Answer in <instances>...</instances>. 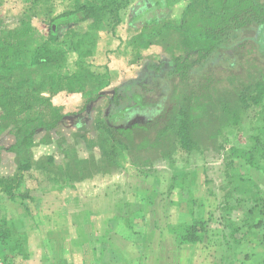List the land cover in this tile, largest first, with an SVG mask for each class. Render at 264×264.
Listing matches in <instances>:
<instances>
[{
    "label": "rangeland",
    "instance_id": "obj_1",
    "mask_svg": "<svg viewBox=\"0 0 264 264\" xmlns=\"http://www.w3.org/2000/svg\"><path fill=\"white\" fill-rule=\"evenodd\" d=\"M51 1L53 14L72 8L76 3V0ZM160 1L162 5L159 0H149L142 9L151 10L145 17L135 20V16L143 12L142 9L136 10V7L144 2L130 0L128 6L120 11L121 22L114 30L110 22L98 31L90 65L97 70L107 67L116 73L115 79L93 106L85 111H81L84 102L80 93L61 92L55 95L54 104L60 106L66 116L56 128L48 132L45 129L38 130L32 157L23 156L21 162L15 152L7 150L14 142V136L9 131L0 133V176L15 174L18 181L17 187L15 183L11 187L13 200L0 187V219L7 227L10 226V232L3 233L0 240V256L6 264H12L16 256L24 252L23 245L18 244L16 238L20 236L23 239L19 217H22L23 211L30 213V209L36 215L33 221H38V225L44 228L76 226L77 215L82 211L88 212L89 226L93 228L104 223L107 225L108 218L112 216H120L126 230L122 228L120 232L121 250L118 252L119 258H116L119 264H131L132 258L135 261L146 255L149 264L155 261L161 264L160 249L155 246L152 250L142 249L143 241L148 242L147 238L154 234V231L150 233L149 226L166 229L168 213H171L172 218L181 214L188 221L192 219L191 214L200 212L198 224L204 233L202 237L212 245L216 244L217 253H225L219 263L256 264L254 257L253 260L251 257L247 259L252 260L249 263L246 259V262H242L238 257L245 250L240 248L247 233L242 226L245 222L246 225L256 222L255 218L249 222L247 213L250 208H256V198L261 197L259 185L263 186L264 198V96L260 102L253 98L244 102L238 96V82L229 73H222V82L213 87L211 92L217 99H225L223 103L228 101L231 104L235 99L237 115L231 113L230 119V111L223 110L224 105L215 101L220 117L211 129L204 127L198 130L199 148L188 151L176 142L175 150L167 157L161 154L162 150L156 154L149 151L154 150L151 147L146 148L150 153L148 156L143 155L145 147L133 148L132 151L124 150L122 146L113 149L110 146L113 142L110 134L104 133V124L129 127L136 121L150 119V115L158 109L156 104L159 106L164 102L160 87L164 82H159V85L154 83V70L150 64L169 61L170 54L162 46L152 45L143 51L142 59L138 62L134 60L137 50L128 44L145 19L165 16L177 20L181 17L186 0L173 3ZM47 6L37 8L40 13L34 16L35 10L30 9L28 0H0V16L8 25L14 26L23 16L29 15L36 31L45 35L48 31V21L44 15L49 11ZM77 60L78 54L70 53L69 70L76 68ZM247 67L252 72L256 70L263 73L264 65L252 57L247 61ZM227 74L230 77L226 78ZM125 82L132 83L134 87L141 84L139 89H143L148 100L156 104L149 105V109L145 110L147 112L133 111L118 118L108 115L109 100L114 89ZM179 86V92L183 93L185 85L181 83ZM234 117H238V121ZM132 133L130 139L122 133L123 142L132 143L130 141L135 140L139 143L142 140L141 135L144 134L141 131ZM210 133L217 135L215 142L204 140ZM48 155L54 158L51 169L38 167ZM76 158L84 161L80 163ZM30 161L33 162L30 168H20L21 164ZM84 172L87 175L82 179L78 177ZM128 240L131 243L136 241L137 245L132 244L135 248L123 243ZM152 240V244L159 241V231ZM209 254L208 248H202L200 261L207 260ZM166 257L168 264L178 263L174 251L170 250ZM135 263H138V259ZM179 263L185 264L182 256Z\"/></svg>",
    "mask_w": 264,
    "mask_h": 264
},
{
    "label": "trees",
    "instance_id": "obj_2",
    "mask_svg": "<svg viewBox=\"0 0 264 264\" xmlns=\"http://www.w3.org/2000/svg\"><path fill=\"white\" fill-rule=\"evenodd\" d=\"M28 1L30 9L35 10L34 16L40 13L37 8L48 5L49 11L44 13L48 21L45 35L36 31L29 15L23 16L14 26L8 25L0 16V133L9 131L14 136V142L7 150L15 152L20 161L23 156L32 157L38 130L48 132L66 116L62 108L54 104L55 95L80 93L84 102L81 111H85L115 79L116 73L107 67L97 70L90 64L98 31L110 22L114 30L121 22L120 11L130 2L76 0L72 8L53 14L51 0ZM148 1L140 2L136 10L144 9ZM175 1L178 0H167L169 3ZM159 3L162 5L160 0ZM150 10H143L134 19L145 17ZM140 25L128 43L137 50L134 60L139 62L143 51L152 45H160L170 54L169 61L150 64L154 70V83L164 82L160 86L164 102L159 104L160 107L158 103L150 102L143 89H139L141 84L134 87L125 82L115 88L108 112L113 118L133 111L147 112L145 110L152 104L158 109L150 119L136 121L129 127L104 124V133L110 134L113 141L111 148L122 146L124 150L132 151L133 148L145 147L146 150L151 147L154 150L149 151L156 154L162 150L164 157L172 154L176 142L188 151L198 149L201 144L198 130L211 129L220 117L215 101L224 105L223 110L230 111V119L231 113L237 115L235 99L231 104L223 103L225 99H217L211 92L222 82V73H229L238 82V96L244 102H248V98L260 102L263 98L264 68L263 73L252 72L247 61L253 57L264 65V0H186L179 19L163 16L145 19ZM72 52L78 54V60L76 68L69 70L68 58ZM181 83L185 85L183 93L179 92ZM234 120L238 121V117ZM136 130L144 134L139 143L135 140L123 142L122 133L130 139ZM216 136L210 133L204 140L215 142ZM143 155L150 153L146 150ZM53 159L52 155L45 156L44 163L40 162L38 167L51 169ZM76 159L80 163L84 161ZM32 163L21 164L20 168H30ZM72 166L75 168L74 164ZM87 172L78 177L82 179ZM16 182L15 174L0 176V187L9 198H14L11 187L13 183L17 187ZM256 201V208H250L249 212L256 209L264 212V198H256ZM198 223L196 220L173 229L180 243H196L203 238ZM9 228L0 219V240L3 233L10 232Z\"/></svg>",
    "mask_w": 264,
    "mask_h": 264
},
{
    "label": "crops",
    "instance_id": "obj_3",
    "mask_svg": "<svg viewBox=\"0 0 264 264\" xmlns=\"http://www.w3.org/2000/svg\"><path fill=\"white\" fill-rule=\"evenodd\" d=\"M262 187L260 185L258 187L260 188L259 196L261 197L263 196ZM9 199L13 200L14 198ZM20 204H22V202ZM99 212L100 211L97 213ZM21 214L23 215L19 218L21 219V228L23 229H20L22 230L20 234L23 235V239L18 236L19 239L16 238V242L23 245L24 252L18 254L12 264H119L116 258H119L120 254H118V252L121 250L120 245L122 241L120 232L122 228L125 229L126 227L123 223V218L120 216H112L108 218L107 225L104 223L100 226L96 225V227L93 228L89 226L88 212L83 213L82 211L79 216L77 215L78 220L76 226H70V228L69 226L61 228L48 226L44 228L42 225H38V221L36 223L33 221L36 215H33L31 209L30 213L28 211H23ZM146 215L147 213L145 217ZM191 215L192 219L186 221L181 214L172 218L171 213H168L166 217L167 221H165L166 229L162 228V230H159L158 228L149 226L150 233L152 234L154 231V234H152V237L147 238L149 240L148 242L145 243L143 241L142 249L152 250L154 246L156 249H160L159 258L161 264H168L166 255L169 254L170 250L174 251L178 260L177 264H180L179 260L181 256L184 258L185 264H221L219 261L225 253H217L216 244L212 245L210 241L204 238L196 243L182 244L177 239L175 231L173 230V232L171 231L172 233L170 232L171 229L180 227L181 224L192 223L201 218L200 212H195L194 215ZM247 215L249 222L254 218L256 222L248 225H246L245 222V225L242 226V229L244 227L247 233L244 235L246 240L242 241L240 248H244L245 250H243V253L241 252L239 254L238 258H240L242 262H246L250 257H254L256 264H264V212H258L256 209L255 212L248 211ZM26 218L27 221H25ZM212 228L215 229L216 227L212 226ZM158 231L159 241L152 244V238ZM224 233L226 238L229 239L226 231ZM127 235L129 236V234ZM123 239H125V237ZM130 241H132L131 237ZM130 241L128 240L123 243L126 245L131 244L130 248H135L132 244L137 245L136 241L132 243ZM230 246L233 247V244L231 243ZM202 248L205 250L208 248L210 254L207 260L204 259L200 261ZM230 254L231 253H229V256ZM146 256L137 258L138 263H135L137 259L134 261L135 258H132L131 264H149L148 256ZM252 260L247 261L249 263L252 262ZM152 264H157V261Z\"/></svg>",
    "mask_w": 264,
    "mask_h": 264
},
{
    "label": "built area",
    "instance_id": "obj_4",
    "mask_svg": "<svg viewBox=\"0 0 264 264\" xmlns=\"http://www.w3.org/2000/svg\"><path fill=\"white\" fill-rule=\"evenodd\" d=\"M0 264H6L5 260L0 256Z\"/></svg>",
    "mask_w": 264,
    "mask_h": 264
}]
</instances>
